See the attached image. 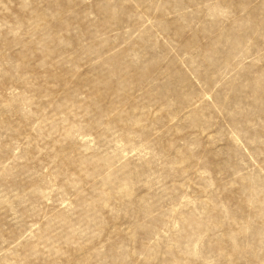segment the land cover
I'll use <instances>...</instances> for the list:
<instances>
[{"label":"rangeland","instance_id":"rangeland-1","mask_svg":"<svg viewBox=\"0 0 264 264\" xmlns=\"http://www.w3.org/2000/svg\"><path fill=\"white\" fill-rule=\"evenodd\" d=\"M0 264H264V0H0Z\"/></svg>","mask_w":264,"mask_h":264}]
</instances>
